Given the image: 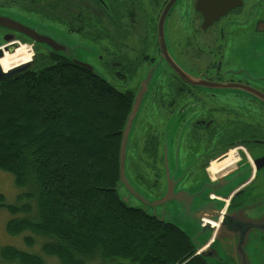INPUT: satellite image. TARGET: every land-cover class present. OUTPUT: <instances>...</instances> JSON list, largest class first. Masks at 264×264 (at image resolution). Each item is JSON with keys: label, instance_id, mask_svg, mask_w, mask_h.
Listing matches in <instances>:
<instances>
[{"label": "flooded vegetation", "instance_id": "af4514ba", "mask_svg": "<svg viewBox=\"0 0 264 264\" xmlns=\"http://www.w3.org/2000/svg\"><path fill=\"white\" fill-rule=\"evenodd\" d=\"M53 3L56 16L48 1L39 8L33 0H0V9L19 18L8 22L38 34L22 17L88 42L110 76L107 83L132 95L131 108L148 82L128 162L139 171L137 181L160 192L163 145L170 140L178 188L190 191L193 215L215 225L200 223L213 233L201 251L213 264L221 261L216 251L224 264H234V244L264 263V0ZM0 29L34 51L52 52L16 30ZM35 65L34 55L29 66Z\"/></svg>", "mask_w": 264, "mask_h": 264}, {"label": "trees", "instance_id": "16d2710c", "mask_svg": "<svg viewBox=\"0 0 264 264\" xmlns=\"http://www.w3.org/2000/svg\"><path fill=\"white\" fill-rule=\"evenodd\" d=\"M45 1L56 16L54 0L33 3ZM34 53L35 66L0 80V171L35 203L34 217L11 219L6 233L46 239L42 252L58 264H209L181 229L128 206L115 190L132 95L57 53ZM29 207L0 195V210L12 215H29ZM24 242L32 248L34 237ZM0 264L46 262L4 246Z\"/></svg>", "mask_w": 264, "mask_h": 264}, {"label": "rangeland", "instance_id": "374dc122", "mask_svg": "<svg viewBox=\"0 0 264 264\" xmlns=\"http://www.w3.org/2000/svg\"><path fill=\"white\" fill-rule=\"evenodd\" d=\"M1 11L2 9H0V16L19 19L16 14ZM22 21L36 29L39 34L49 36L65 47L66 50L60 54L64 55L68 60L90 65L99 77L111 84L109 74L101 67L97 54L94 53L93 47L88 42L78 40L76 39L77 37H71L61 27L48 23L47 25L35 17H31V19L22 17ZM3 38L4 36L0 29V44L4 43ZM19 45L21 46L12 55L5 53L4 57L0 59V67L3 72L12 69L14 66L18 67L19 65L26 64L29 60L33 59L35 53L32 45L25 41L20 42ZM40 52H42L41 48ZM146 85H148V82L144 83L135 93L133 107H138L139 110L141 101L144 100L145 91L148 89ZM139 110L133 111L123 131L120 152L122 159H120V176L116 186L117 192L122 201L126 202L128 206L142 208L147 214L175 225L189 237L195 247H199L209 238L210 232L203 230L200 226V218L193 215L190 191L186 188L184 189V187L178 188L179 181L175 180L177 175L173 164L170 140H167L163 145L166 164L161 176L160 185H162V188L157 194L153 192L150 184L139 183L136 177L137 174L139 175V171H135L132 167H129V158L133 156L132 143L134 134L138 130L137 124L139 120L137 122V118L140 113ZM27 192V188H17L15 186L12 174L0 171V195L4 197L5 203L18 207L23 205L31 207L29 215L23 213L12 215L6 209L0 210V247H16L22 251L41 256L46 264H58L55 258L44 256L42 252V246L46 243V239L36 237L29 232H25L18 237H11L5 231L7 222L13 218L34 217L35 203L25 196ZM26 236L34 237L35 243L32 248H28L25 245L24 237ZM89 264H97V262L93 261Z\"/></svg>", "mask_w": 264, "mask_h": 264}, {"label": "water", "instance_id": "95a60500", "mask_svg": "<svg viewBox=\"0 0 264 264\" xmlns=\"http://www.w3.org/2000/svg\"><path fill=\"white\" fill-rule=\"evenodd\" d=\"M8 19L9 18H7V17L0 16V27L6 28V29H9V30L10 29L11 30H16L17 32L22 33L27 38H29L30 40L36 42L37 44H40V45H43L44 47L49 48L54 53L60 54L62 52L63 46H61L59 43H57L55 40H53L49 36L38 34L32 29L24 28V27H22V26H20L18 24L15 25V24H13L11 22H8L9 21ZM5 22H8L9 24H6ZM3 40H4L5 43H4V45L0 46V59L3 58L5 53L12 54L15 51V49L19 46V43L14 42L13 38L4 37ZM71 62L76 64V65H78V66H81V67L87 69L88 71H91V72L95 73L93 71V68L90 67L89 65L85 64V63L74 62V61H71ZM29 65H30V61L28 63H26V64L19 65L18 67L12 68V69H10L9 71H6V72H3V70L0 67V80L15 76L16 74H18V73L22 72L23 70H25ZM134 110L138 111L139 109H138V107L136 108L135 106L134 107L132 106L131 111H130L128 117H127L125 126H124V128L122 130V135H123V131H124V129H125L127 123H128V120L130 119V116L132 115ZM131 122H133V121H131ZM121 145H122V137H121L120 150H119V176H120V159H122L121 154H120ZM115 190L117 191V187L115 188ZM199 218L201 220V222H200L201 224H205V226H207V227H211L212 226V225H210L211 221L206 220L205 218H202V217H199ZM206 222H208L209 225L206 224ZM212 238H213V233H210V236H209L208 239L212 240ZM221 239H222L221 237H217V241H221ZM206 241H205V243H206ZM191 243H192V241H191ZM192 245H193V243H192ZM202 246H203V244H201L199 247H195L194 246V248L196 250V255L202 256L209 264H213L212 261H211L213 258L209 259L210 257H212V255L211 256H209V255L206 256L205 255L206 252L201 251V247ZM227 247H228V245H227ZM230 247H232L233 251H234V252L230 251L231 253H229V254H232L233 258H235V259H233V263L234 264H237L236 263L237 259L242 260V262L244 264H257L256 258L252 259V257L249 254V252H242V251L238 250L237 245L235 247L234 244L230 245ZM215 256H217L218 258H221V261L220 260L218 261L217 258L214 261H217L219 264L226 263V260H222V256L223 255L221 253H219L218 251H216ZM217 262H215V263H217ZM261 264H264V263L261 262Z\"/></svg>", "mask_w": 264, "mask_h": 264}, {"label": "bare ground", "instance_id": "6f19581e", "mask_svg": "<svg viewBox=\"0 0 264 264\" xmlns=\"http://www.w3.org/2000/svg\"><path fill=\"white\" fill-rule=\"evenodd\" d=\"M19 46H21V45H19ZM19 46H18V47H19ZM18 47H17V48H18ZM17 48H16V49H17ZM16 49H15V50H16ZM13 53H14V52H13ZM13 53H12V54H13ZM7 54H8V53H7ZM12 54H8V55H12ZM3 57H4V56H3ZM29 61H30V60H29ZM19 64H20V63H19ZM16 66H17V65H16ZM12 68H15V66L12 67ZM1 69H2V68H1ZM8 71H9V70H8ZM208 225H209V223H208ZM210 225L215 226V225H214L213 223H211V222H210Z\"/></svg>", "mask_w": 264, "mask_h": 264}]
</instances>
